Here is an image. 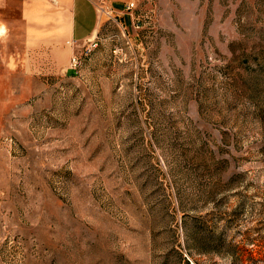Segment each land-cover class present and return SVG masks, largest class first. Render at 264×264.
I'll use <instances>...</instances> for the list:
<instances>
[{
    "label": "rangeland",
    "instance_id": "1",
    "mask_svg": "<svg viewBox=\"0 0 264 264\" xmlns=\"http://www.w3.org/2000/svg\"><path fill=\"white\" fill-rule=\"evenodd\" d=\"M64 48L0 117V264H264V0H143Z\"/></svg>",
    "mask_w": 264,
    "mask_h": 264
},
{
    "label": "crops",
    "instance_id": "2",
    "mask_svg": "<svg viewBox=\"0 0 264 264\" xmlns=\"http://www.w3.org/2000/svg\"><path fill=\"white\" fill-rule=\"evenodd\" d=\"M132 1L143 0H0V117L11 112L12 90L21 97L28 87L30 51L47 49L50 59L67 64L70 51L61 47L88 44L106 20L122 19Z\"/></svg>",
    "mask_w": 264,
    "mask_h": 264
},
{
    "label": "built area",
    "instance_id": "3",
    "mask_svg": "<svg viewBox=\"0 0 264 264\" xmlns=\"http://www.w3.org/2000/svg\"><path fill=\"white\" fill-rule=\"evenodd\" d=\"M137 3L135 1H132L130 3H128L127 5H125L124 7V15L126 14H133L134 9L136 8ZM97 46L96 43H92L89 44L88 46L85 47V55H88L89 53H91V51ZM81 63L80 60L77 57H73L72 59V65L74 68L77 67V65Z\"/></svg>",
    "mask_w": 264,
    "mask_h": 264
}]
</instances>
